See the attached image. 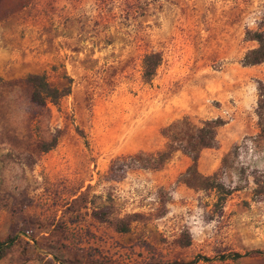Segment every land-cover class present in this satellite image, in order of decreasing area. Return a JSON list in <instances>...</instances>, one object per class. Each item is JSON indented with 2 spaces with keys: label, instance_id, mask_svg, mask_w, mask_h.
I'll list each match as a JSON object with an SVG mask.
<instances>
[{
  "label": "rangeland",
  "instance_id": "1",
  "mask_svg": "<svg viewBox=\"0 0 264 264\" xmlns=\"http://www.w3.org/2000/svg\"><path fill=\"white\" fill-rule=\"evenodd\" d=\"M261 30L264 0H0V264H264L216 259L264 252V62L240 64ZM33 74L67 94L35 105ZM183 118L224 121L196 161L223 191L185 184L180 150L111 169Z\"/></svg>",
  "mask_w": 264,
  "mask_h": 264
},
{
  "label": "trees",
  "instance_id": "2",
  "mask_svg": "<svg viewBox=\"0 0 264 264\" xmlns=\"http://www.w3.org/2000/svg\"><path fill=\"white\" fill-rule=\"evenodd\" d=\"M246 39L256 43V47L246 51L240 64L242 67L256 66L264 62V30L255 32H246ZM159 62V56L156 53L146 54L142 59V79L149 81L154 75L155 69ZM27 83L30 85V100L37 106H43L46 102L55 103L60 97L67 94V90H59L50 86L43 75L33 74L26 78ZM259 100L257 109L264 110V85H259ZM259 118L260 113L258 114ZM224 125V121L220 118L206 120L200 123L199 127L192 126L183 118L177 122H174L166 127L167 143L162 150L153 153H138L133 156L124 158L121 162V166L111 165V169L116 172L123 171V168L139 167L143 169L156 170L159 169L170 157L172 152L180 150L185 154L189 160L190 165L187 167L183 174V182L187 185L201 190H217L218 193L223 191L221 185L217 183L215 174L209 176H202L196 171V161L198 153L202 149L211 148L214 145V138L216 129ZM185 130H182L183 128ZM54 145V140L50 144L44 145L41 151H47ZM115 167V168H114ZM190 180L195 183L190 184ZM255 189L253 195L256 198L261 197L264 194V184L261 182H255ZM229 192L226 190L219 199L222 200ZM93 217L100 222L107 221V216L104 212H93ZM115 229L120 233L128 231V224L124 219L115 221ZM12 243V238L9 237L5 241L0 242V254H2L4 244ZM264 255L262 251H249L244 253H229L220 255L216 259L218 260H231L235 261L246 257H257ZM204 261H210V259L202 258Z\"/></svg>",
  "mask_w": 264,
  "mask_h": 264
}]
</instances>
